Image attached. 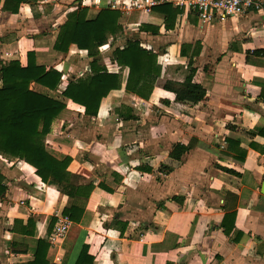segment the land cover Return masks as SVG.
<instances>
[{"label": "crops", "instance_id": "obj_1", "mask_svg": "<svg viewBox=\"0 0 264 264\" xmlns=\"http://www.w3.org/2000/svg\"><path fill=\"white\" fill-rule=\"evenodd\" d=\"M124 1L43 0L20 6L16 15L0 11V59L25 65L33 52L38 65L62 74L56 92L32 87L65 104L45 138L46 152L70 159L66 171L74 185L93 186L88 199H69L30 166L0 157L6 190L0 264L32 261L37 240L49 244V264H74L82 246L92 264H264V55H254L264 52V4L260 12L200 23L193 9L173 6L176 0H153L155 7L179 10L169 30L155 7L150 13L122 8L124 37L138 38L158 56L159 83H182L193 70L192 83L205 98L182 105L157 86L148 100L139 99L124 91L125 69L120 89L101 101L96 117H85L60 94L67 79L85 74L86 53L71 47L85 56L73 64V55L54 52L58 27L78 7L96 11ZM141 25L157 35L138 32ZM117 72L113 66L109 73ZM121 107L131 119L118 117ZM228 141L244 152L242 161ZM173 145L187 149L179 161L169 157ZM71 205L83 209L79 223L50 241L57 217ZM30 217L33 237L9 232L14 220L25 224Z\"/></svg>", "mask_w": 264, "mask_h": 264}, {"label": "trees", "instance_id": "obj_2", "mask_svg": "<svg viewBox=\"0 0 264 264\" xmlns=\"http://www.w3.org/2000/svg\"><path fill=\"white\" fill-rule=\"evenodd\" d=\"M42 1L0 0V11L16 15L20 6H34ZM153 11L164 16L166 30L173 27L175 16L179 12L170 5L155 7ZM119 19L120 13L108 8L94 11L78 7L66 15L65 22L58 27L52 50L67 54L71 47H75L76 50L85 52L89 72L67 79L60 94L62 99L83 108L85 117L94 118L101 101L111 91L120 89L121 73L126 69V94L148 100L153 89L159 86L162 90L172 93L175 102L182 105L194 106L204 100L206 92L192 83L193 70H190L182 83L160 84L161 68L157 64L158 56L142 49L138 38L124 37ZM138 32L156 36L158 30L141 25ZM122 37L123 43L118 45L117 42ZM104 47L106 50L102 53L100 50ZM254 55H264V52H254ZM107 65L116 67L118 72L109 73ZM61 78L62 74L57 70L38 65L33 52H27L25 65H21L17 60L4 62L0 59V157L30 166L42 183H55L69 199L86 200L93 186L74 185L76 178L66 171L70 159L58 161L45 149V138L50 132V126L64 111L65 104L35 92L32 88L36 85L49 92H56ZM122 109L123 107L116 110L118 117L123 120L131 119L130 115L125 116L121 112ZM228 144L235 150L236 160L242 161L244 152L235 149L237 146L232 142L228 141ZM186 151L187 149L180 145H173L169 157L179 161ZM5 191L0 183V198H3ZM82 213V207L71 205L63 210L62 215L70 222L78 224ZM54 222L55 219H51L48 235ZM34 230L35 221L30 217L25 224L14 220L9 232L33 237ZM48 248L46 240H37L33 260L25 264H49L46 261ZM93 260L88 254V247L82 246L74 264H92Z\"/></svg>", "mask_w": 264, "mask_h": 264}, {"label": "built area", "instance_id": "obj_3", "mask_svg": "<svg viewBox=\"0 0 264 264\" xmlns=\"http://www.w3.org/2000/svg\"><path fill=\"white\" fill-rule=\"evenodd\" d=\"M263 0H176L173 6H185L195 11L200 23H207L215 18L239 17L249 11L260 12L263 8ZM157 5L153 0H127L122 3H111L109 9L113 11L139 10L150 13ZM111 66L107 65L110 72ZM89 72L88 67L83 68V73ZM71 222L66 216H58L52 229L50 241L54 242L65 236Z\"/></svg>", "mask_w": 264, "mask_h": 264}, {"label": "rangeland", "instance_id": "obj_4", "mask_svg": "<svg viewBox=\"0 0 264 264\" xmlns=\"http://www.w3.org/2000/svg\"><path fill=\"white\" fill-rule=\"evenodd\" d=\"M100 51H102V53H105V52H103V51H105V50H103V48L100 50ZM76 53V54H75ZM67 55H73V56H71L69 59H68V61H73V64H77L78 63V61H79V59H80V61L81 60H84L85 59V56H84V54H78L77 52H76V50L75 49H72V50H70L69 52H68V54ZM80 57V58H79ZM77 60V61H76ZM106 60H104V62H105ZM79 66V68L82 66V64H80V65H78Z\"/></svg>", "mask_w": 264, "mask_h": 264}, {"label": "water", "instance_id": "obj_5", "mask_svg": "<svg viewBox=\"0 0 264 264\" xmlns=\"http://www.w3.org/2000/svg\"><path fill=\"white\" fill-rule=\"evenodd\" d=\"M261 192L264 194V184L262 185V191Z\"/></svg>", "mask_w": 264, "mask_h": 264}]
</instances>
